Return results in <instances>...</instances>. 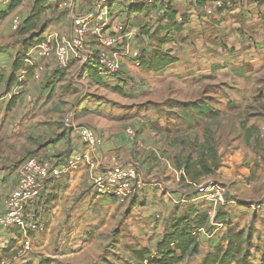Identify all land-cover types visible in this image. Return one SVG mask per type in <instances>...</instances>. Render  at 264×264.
I'll return each instance as SVG.
<instances>
[{
  "label": "crops",
  "instance_id": "crops-1",
  "mask_svg": "<svg viewBox=\"0 0 264 264\" xmlns=\"http://www.w3.org/2000/svg\"><path fill=\"white\" fill-rule=\"evenodd\" d=\"M12 1L0 0L2 11L7 13L5 25L10 21L12 27V21L17 17L22 26L34 0H20V4L8 10ZM93 1L68 0V25L62 21L60 28L53 29L48 28L46 21L39 36L40 42L34 44V41H29V35H20L28 39L22 43L21 52L16 56L10 55L9 59L0 52V64L3 57H6L3 63L7 64L6 68H0V77L3 78L0 82V100L9 95V89L13 94L17 87V82L6 87L13 61L19 58L24 65L33 66L32 77L19 88L23 104L19 113L21 124L17 126L19 136L24 137L26 131H30L44 137L45 145L37 153L47 160L61 158L65 163H71L81 154L88 157L72 164L61 179L50 181L43 187L40 197L41 230L25 239L15 228L6 231L0 229V245L6 251H12L24 242L30 243V250H24L22 245V250L14 252L13 264H57V256H61L65 264H95L99 263V256L105 253L110 255L108 247L91 246L83 235L89 230L93 217L99 218L101 224L105 221L101 232H109L111 222L115 224L122 216L118 210L121 202L110 195L96 194L90 176L99 174L104 168L126 164L137 167L140 180L138 195L126 202L133 203L130 213L125 211L126 216L132 222L133 238L145 237L146 240L139 242L138 239V243L127 240L121 249L131 264H147L146 259L140 260L136 256V251L145 249V257L153 256L156 243L171 229L174 220L182 217L191 207L199 212L205 210L194 203L193 198L183 196V192L190 193L191 188L187 186L188 181H180L182 171L175 167L172 152L161 145V133L155 127L162 124L164 118L158 113L174 100V91L178 94L176 103L179 107L185 108L205 95L208 96L203 104L205 109H218L219 102H213L214 99L221 101V106L225 108L234 98L233 89L237 88L228 79L235 75L232 68L242 66L237 77L249 82L255 67L264 64V0H158L157 7L151 6L141 11H129V3L124 2L112 6V17L123 23L119 32L120 43L116 49H112L125 52L119 59V74L125 76L121 91L95 84L90 78L88 65L78 61L82 55L77 56L75 52L70 53L65 69L60 72L61 76H56V88L48 85L52 79L49 77L45 81L41 74L44 71L54 73L56 60L53 54L42 58L37 56V45L42 42L68 44L74 19L90 11ZM215 1L226 5L208 13ZM159 6L170 8L177 23L184 21L179 31L160 17ZM45 7V15L61 12L63 8L60 0H47ZM63 14L64 11L57 16ZM155 51L169 52L176 61L158 72L137 65L140 55L147 58ZM49 62L52 64L46 66ZM249 65L251 69H248ZM4 75L7 76L4 78ZM14 75L17 80L25 79L23 68ZM109 84L121 85L113 81ZM81 85L83 89L80 91ZM101 89L108 92L107 97L101 96L106 92ZM5 90L7 93L3 94ZM85 91L88 93L82 97ZM54 93L58 94L60 101L52 104V98L47 100L46 95L53 97ZM250 93L255 92L250 90ZM72 96L74 99L68 104L67 100ZM62 101L68 107L66 114ZM63 114L61 120L59 116ZM128 115L130 118H127ZM81 126L90 127L97 134L99 145L95 151L83 143L75 130ZM127 127L136 131L134 137L125 132ZM16 170L6 174L0 172V208L4 197L14 187ZM256 178L257 175L253 173L248 181L255 182ZM94 195L96 197L92 199ZM97 201L100 203L95 205ZM232 225L235 226L234 223ZM201 228L195 229L199 241L198 253L192 256L196 259L195 264H200L204 254L212 251L226 232L222 228L212 234L204 228L203 231L199 230ZM120 234L125 232L120 231ZM114 252H117L116 249ZM258 252H261L260 258L264 261V248ZM252 257L255 256L249 251L248 258Z\"/></svg>",
  "mask_w": 264,
  "mask_h": 264
},
{
  "label": "rangeland",
  "instance_id": "rangeland-1",
  "mask_svg": "<svg viewBox=\"0 0 264 264\" xmlns=\"http://www.w3.org/2000/svg\"><path fill=\"white\" fill-rule=\"evenodd\" d=\"M62 7V11H64L63 15L57 16L62 11L49 13L42 17L40 24L47 21L48 28L53 29L60 28L59 25L62 21H64L62 22L64 25H68V20H66V7L68 6L62 5ZM8 17L10 18V15ZM20 23L16 29H13L10 21L8 25H5V17L0 19V52H2L3 56L8 57V59L10 55L16 56L18 52H21L23 48L22 43H25L29 39V36L27 39V36H20L18 34V30L21 27ZM50 43L53 46L55 44L54 42ZM6 57H3L1 60L0 68H6L7 64L3 63ZM51 64L49 62L46 66H50ZM56 64L54 73L44 71L41 74L43 80L47 81L49 77L55 80L56 76H61L60 72L65 69V66L61 67L57 62ZM251 68L252 66L249 65L248 69ZM241 70L242 66L234 67L231 70L235 75L228 79L231 80L230 84L237 88L233 89L234 98L229 101L225 108L221 106V101H215V99L213 102H219L218 109L213 107L212 110H196L188 105L185 108L179 107L176 103L178 101L176 95L178 94L174 91V100L170 102L166 109L163 108L158 113L164 120L155 129L161 133V145H164L165 150L172 152L170 154H172L175 163L180 162L179 158L188 155L192 159L208 155L209 160L207 162L212 168V174L200 179L197 183L216 180L224 186V203L218 205L217 209L223 212L221 216L229 219V221L235 224V227L243 231L244 235L249 236L250 251L255 257L248 258V262L264 264V261L260 258L261 252H258L264 248V64L255 67V71L253 70L254 72L249 82L237 77L239 75L237 73H240ZM55 73L56 76L54 75ZM6 76L4 75L3 77L5 78ZM119 76L123 78L124 82L125 76L122 73L118 74ZM56 81L57 79L48 85L52 84L56 88L54 84ZM109 83L102 81L99 85L104 88H111ZM82 89L83 86L81 85L80 91ZM10 90L8 91L9 95H5L0 100V172L4 174L16 170L21 159L29 154L37 153L38 149L45 145L44 137L37 136L30 131H26L24 136L26 138L25 141L23 140V136H19L17 126L21 124L19 113L21 111L20 108L23 106L22 98L19 97L20 93L15 94L12 90L13 94H11ZM250 90L255 93H250ZM100 91L106 90L101 89ZM5 93H7L6 90L3 94ZM87 93L85 91L81 96L85 97ZM107 94L108 92L106 91L101 96L107 97ZM8 96H13L14 101L16 100L10 106H8V102L11 98H8ZM57 96V93H54L53 97L49 94L48 97L46 95V99L48 100L51 97L52 104H55L60 101V99H57ZM120 97L123 96H119L118 98ZM79 98L77 101H79ZM73 99V96L68 98V104L72 103ZM207 99L208 96L204 95L198 101L204 104ZM65 101H62V104ZM64 108H66L64 110L66 114L68 110L67 105L63 104ZM63 116L64 114L59 116L61 120ZM127 118H130V115ZM208 153H210V156ZM253 173L257 175V178L255 182L251 183L248 179L253 177ZM187 186L191 188V191L190 193L187 191L183 192V196L185 198H193L192 201H195L194 203L203 207L208 213L210 206L199 198L197 192L194 190V185L188 182ZM95 193L97 194V192ZM95 197L96 195L92 196V199ZM111 200L114 201V199ZM99 203L97 201L95 205ZM132 205L133 203H121L119 205L118 210L122 216L115 224L111 222L108 227L109 232H101L102 224L105 221L101 224L97 217H93L94 219L89 223V230L83 235V238L91 246L95 244L101 248L108 247L107 252L111 253L110 255L105 253L99 256V263L95 264H131L130 259H126L121 245L127 240L132 243H138L136 241L138 239L139 242L146 240L144 239L145 237L140 239L138 236H135V239L131 234L130 223L132 222L128 220V215L126 216L125 211L129 212ZM101 208L103 207L101 206ZM222 228L218 229L215 233L222 230ZM113 230H115V233H113ZM205 230L209 232L207 229ZM120 231H124L125 234L121 235ZM119 238L120 240H118ZM13 241L14 243L16 242V240ZM223 241L224 239H221L219 243H223ZM22 245L16 246L12 251H6L0 245V259L10 260V262L14 263L13 257L16 255L14 252L22 250ZM115 249L117 252H114ZM57 258V264H65L62 262L61 256H57ZM195 263V257L191 256L185 259L182 264Z\"/></svg>",
  "mask_w": 264,
  "mask_h": 264
},
{
  "label": "built area",
  "instance_id": "built-area-1",
  "mask_svg": "<svg viewBox=\"0 0 264 264\" xmlns=\"http://www.w3.org/2000/svg\"><path fill=\"white\" fill-rule=\"evenodd\" d=\"M61 4L68 6V0H60ZM153 0H94L90 11L76 17L71 28L69 43L51 45L42 42L37 45L36 54L40 57H47L51 54L56 62L61 66H66L69 55L75 52L80 56L79 62L87 64V69L94 66L97 75L105 82H117L120 70V56L125 55L124 50L116 49L120 43V30L123 27L121 21H116L112 17V6L117 3H151ZM226 4L215 1L208 10L214 12L218 7ZM2 11L0 7V12ZM16 17L12 21V28L19 25ZM116 32V34L114 33ZM92 45V47H87ZM95 46V47H93ZM87 47V48H86ZM137 65L139 62L137 61ZM19 88L14 90L19 93ZM68 118L66 117V121ZM83 143L91 151H95L99 145V138L90 127L75 128ZM125 132L129 136L135 135V130L127 127ZM86 154H81L72 159L71 163L62 161L47 160L38 153L30 154L21 159L17 166V175L14 187L5 196L0 208V229H17L25 239L31 233L42 229L40 196L43 187L49 181L61 179L69 170L72 164L86 160ZM90 181L92 188L98 194H105L114 197L121 203L132 201L139 191V176L137 167L134 165H113L104 168L99 174H91ZM199 198L210 206L208 215L210 223L214 227L211 232L214 234L218 229L224 227L221 222L214 220L218 205L224 203L225 188L216 180H208L203 183H192ZM203 231V229H199ZM24 250H30V243L24 242ZM0 264H13L10 260L0 259Z\"/></svg>",
  "mask_w": 264,
  "mask_h": 264
},
{
  "label": "trees",
  "instance_id": "trees-1",
  "mask_svg": "<svg viewBox=\"0 0 264 264\" xmlns=\"http://www.w3.org/2000/svg\"><path fill=\"white\" fill-rule=\"evenodd\" d=\"M46 3L47 0H34L28 15L26 16L22 26L18 30L19 35H29L30 42L34 41L38 43L41 41L39 36L44 30L45 24H40V21L46 13ZM157 3L158 0H153L151 3L143 4L129 3L128 9L129 11H141L144 8H148L151 6L157 7ZM18 4H20V0H13L9 5L8 10H12ZM159 12L160 17L162 19H166L175 31H179L181 29V25L184 21L182 20L180 23H177L174 18V13L172 10H170V8L159 6ZM6 14V11H1L0 19L4 18ZM138 60L139 64L143 68L158 72L164 70L170 64L175 62L176 58L173 57L169 52L155 51L147 58H145L143 55H140ZM20 68H23V70L25 71V79L17 80L14 72L19 70ZM88 71L90 78L96 84L102 83L103 80L97 75L94 66H90L88 68ZM32 75L33 66L24 65L21 59L16 58L12 63V72L6 79V87L9 88L13 83L17 82V86L21 88L22 86L26 85V81L30 79ZM54 75L56 76V73ZM115 79L118 83H121V85L114 84L111 86V88L114 91L120 92V88L123 87V78L116 75ZM2 80L3 78L0 77V82ZM54 81L55 80H52L51 82ZM12 103L13 99L10 100L9 104L12 105ZM188 106L193 107L196 110L205 109L204 105L198 100L189 103ZM210 153H208L209 156ZM54 160L62 161L63 163H65L63 159L61 160V158H54ZM207 160H209L208 155H204V157L197 159H192L190 155L179 158L180 162L175 163V167L182 171V174L180 175V181L197 183L200 179L210 175L212 171L211 166H209ZM39 202H41V199L37 202L36 205H39ZM40 208H42V204ZM219 210L220 209L216 210L214 220L216 222H221L226 229L223 238L224 241L223 243L217 244L212 251L206 252L201 258L200 264H247V259L249 257V251L251 248L249 236L244 235L242 230L232 225V222L229 221V219L221 216L223 212ZM206 214L208 215L206 210H203V212H199V210H196L195 208L193 209L191 207V209H188V212H186L182 217L174 220L171 229L167 233H165L163 237L156 243L153 256L145 257V255L147 254V251L145 249L136 251V256L140 260L146 259L147 264H182L185 259H188V257L194 256L198 253L199 241L196 231L197 228L202 227L211 232L214 229V227L210 223V217H207Z\"/></svg>",
  "mask_w": 264,
  "mask_h": 264
}]
</instances>
